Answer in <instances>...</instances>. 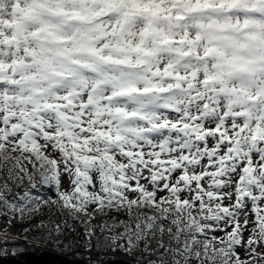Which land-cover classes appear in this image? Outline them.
<instances>
[{"label": "snow or ice", "instance_id": "6c2138e0", "mask_svg": "<svg viewBox=\"0 0 264 264\" xmlns=\"http://www.w3.org/2000/svg\"><path fill=\"white\" fill-rule=\"evenodd\" d=\"M45 207L33 239L264 264V0H0V216Z\"/></svg>", "mask_w": 264, "mask_h": 264}, {"label": "rangeland", "instance_id": "374dc122", "mask_svg": "<svg viewBox=\"0 0 264 264\" xmlns=\"http://www.w3.org/2000/svg\"><path fill=\"white\" fill-rule=\"evenodd\" d=\"M25 155H28V154L26 153ZM23 164L26 167H28L29 169L31 168V166L28 165L27 160H23ZM46 209H48V208L45 207L42 209V212L44 213L43 215L35 214V215H32L30 218L26 217L23 220H16V225L18 227H21V226H25V225H29V224H40L41 221H43L45 223L46 227L36 228L35 229L36 232H39L42 230L53 229L55 227V225H58V224L63 225V222H64L63 216H61L59 214H55V215H52L51 217H49L48 211ZM115 217L119 218L120 220H127V217L123 214H118ZM107 218H112V216L111 215H105V214H98L96 219H94L92 221V224L96 225L95 233H98L101 231L99 226L102 225L103 222ZM76 223H77V225H81L83 227L82 222L76 221ZM77 225L72 226L71 231H69L68 226H64L62 231L59 233V235L55 236L52 239V242L57 243L64 237V235L68 234V239L70 241V244L73 246L74 251L81 250V248L83 247V244L81 242H79V239L82 238L83 235H82L80 229L77 227ZM121 231H123V229H116L114 234L118 235ZM159 235L160 234L157 233V235L155 237H149V238H146V240L140 241L139 243L136 244V246L132 249V251L130 253L125 252V256L128 258L130 257V258L134 259L139 254H141L143 251L154 250L156 248ZM245 235H247V234H245ZM145 244H147V248H145ZM24 252L25 251H21V253H24ZM157 256L159 258H167V259H171V260L181 259L179 256H176L171 252H166L163 250L158 251ZM64 258H66L68 260H80L83 263L88 264L86 261L82 260L80 257H73L72 255H68V256H64ZM241 258H244V253L242 250H241Z\"/></svg>", "mask_w": 264, "mask_h": 264}, {"label": "trees", "instance_id": "16d2710c", "mask_svg": "<svg viewBox=\"0 0 264 264\" xmlns=\"http://www.w3.org/2000/svg\"><path fill=\"white\" fill-rule=\"evenodd\" d=\"M46 210L48 211V209H46ZM3 217H5L7 219V221H8V217L7 216H3ZM63 218L65 220V217H63ZM111 219L112 218H107L105 221H111ZM115 219L116 220H120L119 218H116V217H115ZM104 222H103V224H104ZM10 224L13 225V227H14V229L16 231V234H20V235H17L19 238L25 239V237L23 235V230L26 229V228H29V229H32V230L27 233V240L40 242V243H46L48 245L53 246L56 249L65 251V253H75L76 252V251H74L73 246L70 244V241L68 239V234L64 235V237L57 243L52 242V239L51 240H47V241H42L40 239H33V238L34 237L35 238H39V237L45 236L46 233L49 230H42V231L36 232L35 229L37 228L36 225H38V224H29V225L18 227L16 225V220H13V222L10 223ZM74 225H77L76 221L69 220V222H68L69 231H71L72 226H74ZM77 227L80 229V231H81V233L83 235V237H82L83 239L80 238L79 242H81L83 245H88V242H87L86 237H85L84 228L81 225H77ZM103 236H104V233H102L101 231L98 232V233H95L94 238L91 241V249L92 250L97 251L99 253H102L105 256L113 255V254H124L125 255V251L121 250V249H118L117 251H112L111 249H105L103 247H98L95 237H100L101 239H103ZM162 242L165 245L168 244L167 235H164V236L159 235L158 236V240H157L156 248L154 250L143 251L136 258H134V260L137 261L139 264H161V261H165V262H167V264H171V262L173 260L167 259V258H159L157 256V252L158 251H160V250L165 251V248L160 246ZM57 245H59V246H57ZM8 246L10 248L15 246V247H17L19 249H22V251H25V249L23 247H20L18 245L11 244V245H8ZM18 253H21V251H19ZM4 256H10V254L2 255L0 257H4Z\"/></svg>", "mask_w": 264, "mask_h": 264}, {"label": "built area", "instance_id": "2783aa9c", "mask_svg": "<svg viewBox=\"0 0 264 264\" xmlns=\"http://www.w3.org/2000/svg\"><path fill=\"white\" fill-rule=\"evenodd\" d=\"M5 231H7V233L10 235L8 245L11 244L18 245L20 247H23L25 249V252H31L35 255H38L41 252L57 254L62 257L72 255L73 257H80L88 264H103L104 261H109L112 259L127 262L129 264H139L133 258L130 257L128 258L124 254H113V255L105 256L104 254L94 251L92 249L89 251L88 250L89 245H83L81 250L76 251L75 253H65V251L56 249L53 246L48 245L46 243H40V242L19 238L16 234L13 225L10 224L5 217L0 216V233H3ZM10 257H14V256L10 255Z\"/></svg>", "mask_w": 264, "mask_h": 264}, {"label": "water", "instance_id": "95a60500", "mask_svg": "<svg viewBox=\"0 0 264 264\" xmlns=\"http://www.w3.org/2000/svg\"><path fill=\"white\" fill-rule=\"evenodd\" d=\"M12 255L11 253H9ZM0 264H85L80 260H68L52 253L41 252L35 255L31 252L17 253L14 257H0ZM103 264H129L120 260L112 259Z\"/></svg>", "mask_w": 264, "mask_h": 264}]
</instances>
